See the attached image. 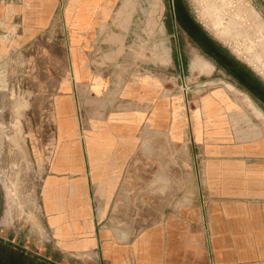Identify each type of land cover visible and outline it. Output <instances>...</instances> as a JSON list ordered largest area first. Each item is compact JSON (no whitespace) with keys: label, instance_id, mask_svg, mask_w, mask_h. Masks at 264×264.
Listing matches in <instances>:
<instances>
[{"label":"crops","instance_id":"1","mask_svg":"<svg viewBox=\"0 0 264 264\" xmlns=\"http://www.w3.org/2000/svg\"><path fill=\"white\" fill-rule=\"evenodd\" d=\"M110 1L66 0L61 8L69 30L67 75L44 96L39 86L34 98L36 124L47 118L42 98L53 103L55 135L39 194L46 243L30 250L60 264H264V140L240 145L226 138L209 146L200 155L201 186L172 147L185 142L188 127L177 120L181 132L172 135L175 101L161 80L120 79L108 60L94 64L108 37L100 29ZM12 8L25 13L31 31L59 5L23 0ZM201 141L192 134V144ZM155 157L163 160L155 164ZM187 173L194 189H204V200L200 192L188 207Z\"/></svg>","mask_w":264,"mask_h":264},{"label":"rangeland","instance_id":"2","mask_svg":"<svg viewBox=\"0 0 264 264\" xmlns=\"http://www.w3.org/2000/svg\"><path fill=\"white\" fill-rule=\"evenodd\" d=\"M65 1L58 0L59 9L49 22L30 31L25 13H11L23 0H0V237L28 249L40 248L41 240L46 243L39 194L55 126L53 103L44 98L47 118L43 117L42 125L39 120L35 123L34 98L39 86L44 96V91L58 86L67 75L69 30L61 10ZM182 1L209 36L264 84V0ZM109 5L111 11L100 29L108 37L101 52L93 56L94 64L108 60L120 79L149 74L161 80L175 101L170 107L172 135L176 137L181 130L177 120H185L188 127L185 142L172 147L185 156L186 166L195 169L201 186L204 158L200 155L209 146L226 138L237 139L240 145L249 139L264 140V105L173 22L169 0H111ZM159 112L156 107L152 118ZM145 129L142 126L139 134ZM192 134L197 142L202 140L200 144L190 142ZM155 146L161 150L162 142ZM148 150V142L140 141L139 152ZM178 155L171 157L172 162ZM154 159L158 164L163 157ZM186 178L188 207L189 199L200 192L204 200V189H194L188 173Z\"/></svg>","mask_w":264,"mask_h":264},{"label":"water","instance_id":"3","mask_svg":"<svg viewBox=\"0 0 264 264\" xmlns=\"http://www.w3.org/2000/svg\"><path fill=\"white\" fill-rule=\"evenodd\" d=\"M171 18L178 23L187 33L189 38L213 61L220 65L227 73L245 87L264 105V84L250 71L235 61L223 48H221L188 13L182 0H169ZM180 78L185 85V77L182 65L180 66ZM0 246L7 251H16L26 260L36 264H60L52 261L39 253H36L14 241L0 237Z\"/></svg>","mask_w":264,"mask_h":264},{"label":"flooded vegetation","instance_id":"4","mask_svg":"<svg viewBox=\"0 0 264 264\" xmlns=\"http://www.w3.org/2000/svg\"><path fill=\"white\" fill-rule=\"evenodd\" d=\"M0 264H36L31 260H26L16 251H7L0 246Z\"/></svg>","mask_w":264,"mask_h":264},{"label":"bare ground","instance_id":"5","mask_svg":"<svg viewBox=\"0 0 264 264\" xmlns=\"http://www.w3.org/2000/svg\"><path fill=\"white\" fill-rule=\"evenodd\" d=\"M217 10H218V9H216V11H217ZM216 11H215V12H216ZM215 17H216V16H215ZM215 19H216V18H215ZM203 26H204V25H203ZM204 28H205V27H204ZM205 29H206V28H205ZM208 29H209V28H208ZM222 34L224 35V33H222ZM182 86H183V88H185V90L187 89V88H186V87H187L186 84H185V85H182Z\"/></svg>","mask_w":264,"mask_h":264}]
</instances>
